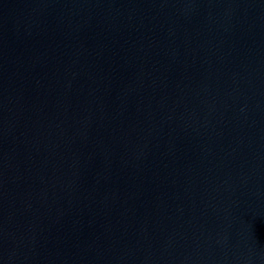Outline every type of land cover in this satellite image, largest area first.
I'll return each instance as SVG.
<instances>
[{
	"label": "water",
	"instance_id": "95a60500",
	"mask_svg": "<svg viewBox=\"0 0 264 264\" xmlns=\"http://www.w3.org/2000/svg\"><path fill=\"white\" fill-rule=\"evenodd\" d=\"M0 264H264V0H0Z\"/></svg>",
	"mask_w": 264,
	"mask_h": 264
}]
</instances>
